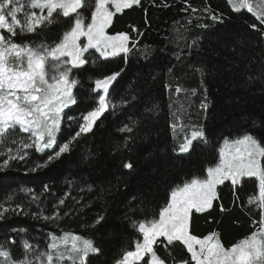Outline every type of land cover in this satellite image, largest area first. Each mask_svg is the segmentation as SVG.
<instances>
[{
  "label": "trees",
  "instance_id": "1",
  "mask_svg": "<svg viewBox=\"0 0 264 264\" xmlns=\"http://www.w3.org/2000/svg\"><path fill=\"white\" fill-rule=\"evenodd\" d=\"M206 7L213 14L219 13L223 22L210 19L204 11ZM192 8L197 11L192 12ZM252 22L264 28L246 10L232 12L227 0H141L139 5L117 13L107 33L128 34L130 46L135 42L136 47L127 56L121 54L108 60L98 59L91 50L88 62L72 70V77L79 81L74 88L77 103L66 112L79 118L91 110L94 80L121 69L110 86V99L116 105L132 95L137 100L114 111L110 109L92 134L81 138L70 153L47 167L31 171L47 156L29 150L26 161H13L0 170V205L14 208L19 204L23 208L19 214L9 211L0 219V243L13 237L16 244L11 246V252L20 258L22 239L44 248L46 234L63 229L94 241L101 251L89 256L91 264H114L138 235L125 218L131 195L143 193L149 218L153 209L158 215L171 188L194 176H206L207 167L218 163L219 147L225 138L235 139L247 132L264 142V44L257 43L258 34L248 27ZM62 31L61 24H53L38 30L39 35L22 39L51 43ZM194 38H198L199 48L189 51L187 45ZM241 50L243 58L236 55ZM200 67L204 69L203 76L197 70ZM248 75L260 79L248 83ZM177 87L181 89L179 93ZM200 103L206 104V109L199 108ZM153 105L158 106L156 116L145 112ZM130 118L140 122L138 135L128 149L116 151L117 144L122 145L128 135L118 129ZM172 121L180 125L176 132L171 128ZM188 122L203 129L207 143L195 140L188 153L178 154L173 151L177 140L189 135V129L194 130ZM75 128V120L65 119L60 141L67 140ZM88 153L93 154L92 158L83 161ZM127 160L135 166L131 174L121 166ZM251 194L241 189V203L235 200L229 182L220 185L213 209L195 214L190 231L201 238L218 231L224 246L231 247L255 230L252 218L258 220L259 213L247 204ZM33 195L38 199L33 201ZM61 198H65V204L59 207L62 218L46 221L43 217L57 211L54 205ZM221 205L228 211L222 213ZM69 210L71 214L64 216ZM98 215H104L105 220L90 227ZM134 215L142 218L140 213ZM157 251L167 264H172V256H181L178 250H173L171 256L163 247ZM183 255L187 256L186 251Z\"/></svg>",
  "mask_w": 264,
  "mask_h": 264
},
{
  "label": "snow or ice",
  "instance_id": "2",
  "mask_svg": "<svg viewBox=\"0 0 264 264\" xmlns=\"http://www.w3.org/2000/svg\"><path fill=\"white\" fill-rule=\"evenodd\" d=\"M227 2L232 12L246 10L255 21L264 25V0ZM140 3L141 0H27L26 3L24 0H0V157L3 158L0 170L9 167L13 161H26L29 150L47 156L31 171L47 167L70 153L81 138L92 134L97 122L110 109L114 111L118 106L125 107L137 100L132 95L131 99H122L120 105H116L110 99V86L120 76L121 69L94 80L91 91L95 96L91 110H86L79 118L66 112L77 103L74 88L79 81L72 77V70L88 62L91 50L98 54V59L108 60L121 54L127 56L136 47L135 42L130 46L128 34L109 35L107 29L117 13ZM81 10L90 11V19ZM196 11L192 8V12ZM204 11L213 21L223 22L219 13L213 14L207 7ZM61 17L67 19L61 20ZM53 24H61L63 31L51 43L36 44L22 39L39 35L38 30ZM248 27L258 34L257 43L264 44V28L255 22L248 23ZM133 31L137 29L133 28ZM187 47L189 51L193 47L199 48L198 38H194ZM236 55L243 58L244 52L241 50ZM176 58H180L179 53ZM197 70L203 76V67ZM253 79L260 77L247 76L248 83ZM180 91L177 87L176 92ZM201 107L206 109L207 105L202 104ZM145 112L156 116L159 114L158 106L145 108ZM65 119L75 120L76 128L67 140L61 142L59 134L63 131ZM139 123V120L130 118L129 123L118 129L128 135L124 136L122 145L117 144L116 151L128 149L138 135ZM253 124L255 126V122ZM171 127L175 130L176 124H171ZM198 138L207 143L203 129L194 126L190 136L185 135L179 144L178 154L188 153ZM173 151L177 150L174 148ZM92 155L88 153L82 160L88 161ZM121 166L128 170V174L135 172L130 160L122 161ZM226 181L230 182L236 201L243 202L244 198L239 195L241 189L246 194L252 192L247 204L254 206L259 213L258 220L252 218L255 230L231 247L224 246L218 231H211L202 238L190 231L195 214L213 209L214 201L218 200V187ZM248 185L252 188L249 189ZM65 198L54 205L56 212L43 217L46 221L56 222L62 218L59 207L65 204ZM32 199L38 198L33 195ZM145 201L143 193L133 194L127 201L125 218L138 235L125 246L114 264H167L158 255L159 247H163L169 256L173 250L181 253L179 259L171 257L172 264H264V142L253 134L245 132L235 139L225 138L219 147L218 163L207 167L206 176H194L171 188L164 205L159 206L158 215L153 209L149 218ZM9 211L19 214L23 208L19 204L14 208L0 205V219ZM220 211L223 213L228 209L221 205ZM136 213H140L142 218H137ZM70 214L71 210L63 215ZM104 220V215H98L90 227L95 228ZM15 244L13 237L0 243V264H91L89 256L99 255L101 251L91 238L63 229L59 233L49 231L44 248L22 239L20 258L11 252V246ZM185 251L187 256L183 255Z\"/></svg>",
  "mask_w": 264,
  "mask_h": 264
},
{
  "label": "rangeland",
  "instance_id": "3",
  "mask_svg": "<svg viewBox=\"0 0 264 264\" xmlns=\"http://www.w3.org/2000/svg\"><path fill=\"white\" fill-rule=\"evenodd\" d=\"M83 12H84V14L86 15V16H88L89 17V19H90V11H86V10H82ZM22 17V16H21ZM115 35H117V34H115ZM71 107V106H70ZM201 107V103L199 104V108ZM179 120L180 119H177V122H179ZM173 123H175V121H172V123L171 124H173ZM176 124V123H175ZM187 125L188 126H190V127H192V126H194L191 122H188L187 123ZM172 128V127H171ZM180 129V125H177L176 124V128H175V130H173V128H172V130H173V132H176V131H178ZM191 131H192V129H189V135L188 136H190V133H191ZM199 139V138H198ZM197 139V140H198ZM183 140L184 139H182V140H177V147H176V152L178 153V148H179V144L181 143V142H183ZM194 142V141H193ZM223 145V144H222ZM221 145V146H222ZM227 182V181H226ZM230 183V182H229Z\"/></svg>",
  "mask_w": 264,
  "mask_h": 264
}]
</instances>
